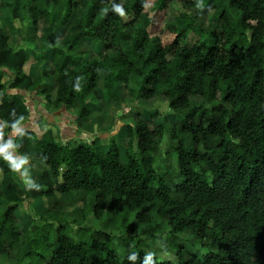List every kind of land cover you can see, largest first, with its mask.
I'll use <instances>...</instances> for the list:
<instances>
[{
  "label": "trees",
  "instance_id": "obj_1",
  "mask_svg": "<svg viewBox=\"0 0 264 264\" xmlns=\"http://www.w3.org/2000/svg\"><path fill=\"white\" fill-rule=\"evenodd\" d=\"M174 1L0 0V59L18 81L25 79V50L9 54L1 19L29 22L33 42L55 28L47 58L41 57L52 71L34 82L53 78L55 86L42 90L51 107L91 118L88 100L99 99L101 87L110 102H120L126 89L131 102L161 97L170 110L153 129L140 113L133 116L125 127L126 163L114 140L108 149L36 142L48 212L24 233L17 206L0 208V259L143 264L148 254L140 242L122 238L116 245L111 234L84 225L89 215L101 222L133 214L131 229L142 227L147 238H161L167 226L170 238L189 231L209 248L198 256L179 246L174 258L152 257L153 264H264V0H211L206 28L198 24L202 17L192 16L174 25ZM192 33L199 39L189 48ZM88 43L91 49H82ZM19 117L18 106L4 96L0 118L10 131ZM163 139L168 147L161 152ZM17 151L28 166L27 146ZM1 169L9 189L16 167L2 158ZM59 195L70 196L72 205L82 202V209L66 213Z\"/></svg>",
  "mask_w": 264,
  "mask_h": 264
},
{
  "label": "crops",
  "instance_id": "obj_2",
  "mask_svg": "<svg viewBox=\"0 0 264 264\" xmlns=\"http://www.w3.org/2000/svg\"><path fill=\"white\" fill-rule=\"evenodd\" d=\"M1 22L9 38L8 45L11 50L9 54L12 56L20 46L25 50L26 60L23 65L25 79L18 81L15 75L4 66V58L0 59V106L2 98L6 96L20 110V117L11 131L8 129L9 122L0 118V208L8 205L17 206L18 220H20V213L26 214L28 208L38 214L42 212L44 217L48 212V200L44 195L46 186L42 179L44 164L34 153V144L38 141L48 145L63 146H86L95 143L99 147L108 149L110 141L116 140L121 150L126 136L125 127H127L123 120L130 111V108L126 106L128 103L123 101L129 98V94L122 98L121 93L120 102H110L106 99L104 90L97 89L99 99L88 100L87 109L91 113V118L85 120L79 119L76 111L71 108L51 107L47 104L42 90L43 87L55 86L53 78L43 79L41 85L37 87L34 82L43 74L52 71L50 61L43 60L41 57L49 53L54 37L46 33L44 37L33 42L28 33L29 22L11 18L1 19ZM27 79L31 81L28 82ZM6 85L9 87L6 88ZM55 98L56 90L54 89L51 92V103L55 101ZM26 134L31 136L28 137ZM22 144L27 146L33 157L25 167L22 166L23 158L17 151V147ZM2 158L12 162L16 167L9 189L3 185ZM58 197L62 198L67 206L64 197L60 195Z\"/></svg>",
  "mask_w": 264,
  "mask_h": 264
},
{
  "label": "rangeland",
  "instance_id": "obj_3",
  "mask_svg": "<svg viewBox=\"0 0 264 264\" xmlns=\"http://www.w3.org/2000/svg\"><path fill=\"white\" fill-rule=\"evenodd\" d=\"M82 6L85 5L87 0H77ZM187 0H175L172 4V16L171 22L174 25L182 26L184 23L182 21L183 16H192L196 19L203 18V22H199L198 24L202 28H206L212 21L213 18V9L211 5V0H196L193 6H188L186 4ZM6 11H4V14ZM74 23V22H73ZM46 33H50L53 37L55 36V28L48 29ZM199 37L194 35L193 33L187 37V46L192 48L195 43L198 41ZM91 44H86L82 49H91ZM100 89H102L100 87ZM122 98L128 93V90H122ZM123 103H128L126 106L130 108L128 116L123 120L125 125H131L133 122V116L136 114H141L142 118L148 122L150 127L153 129L159 126L162 123L163 117L170 116V110L168 107V103L163 98H154L151 101H135L131 102L128 98ZM121 106V105H120ZM125 106V107H126ZM122 107V106H121ZM118 107V109H121ZM116 142V140H115ZM118 144V142H116ZM119 145V144H118ZM168 147L167 140L163 139L160 143L161 152L166 150ZM120 149V148H119ZM125 142L121 145V159L122 162L125 163L127 161L126 153H125ZM123 151V154H122ZM157 167L159 169L162 168L161 164L157 162ZM64 200L67 201V206L65 209L66 213H71L75 208L82 209L83 203H78L76 205L70 204L71 197H64ZM9 206V205H8ZM5 206L4 208H7ZM43 217L42 212L36 213L28 208L27 213H20V224L22 232H29L32 226L31 220H39ZM85 226L94 229L96 231H105L111 234L114 239L116 245L120 242L122 238L132 239L131 241L136 244L140 242L141 248L152 257L158 258L161 262L165 259H172L175 257V251L179 246L185 247L191 254H196L198 256H203L209 253L208 247H203L201 244L195 239L194 235L185 231L183 233L177 234L175 237H171L170 229L166 226L162 231L161 238H147L142 235V227H137L136 229H131L135 225L134 215H130L127 218L124 215H117L114 217H105L101 222L94 221L91 215L88 216L87 221L84 224ZM73 229L76 230L77 227L73 226ZM170 239V240H168ZM14 260L11 262L8 260L0 259V264H13Z\"/></svg>",
  "mask_w": 264,
  "mask_h": 264
},
{
  "label": "clouds",
  "instance_id": "obj_4",
  "mask_svg": "<svg viewBox=\"0 0 264 264\" xmlns=\"http://www.w3.org/2000/svg\"><path fill=\"white\" fill-rule=\"evenodd\" d=\"M113 11L117 13L120 16H124V9L120 4H114L113 5ZM131 260H135L136 257L133 255L130 257ZM143 264H153L152 256L151 254L147 255L143 261Z\"/></svg>",
  "mask_w": 264,
  "mask_h": 264
}]
</instances>
